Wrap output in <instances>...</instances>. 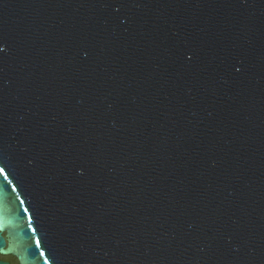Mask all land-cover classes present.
Instances as JSON below:
<instances>
[{
    "label": "water",
    "instance_id": "1",
    "mask_svg": "<svg viewBox=\"0 0 264 264\" xmlns=\"http://www.w3.org/2000/svg\"><path fill=\"white\" fill-rule=\"evenodd\" d=\"M0 255L264 264V0H0Z\"/></svg>",
    "mask_w": 264,
    "mask_h": 264
},
{
    "label": "flooded vegetation",
    "instance_id": "2",
    "mask_svg": "<svg viewBox=\"0 0 264 264\" xmlns=\"http://www.w3.org/2000/svg\"><path fill=\"white\" fill-rule=\"evenodd\" d=\"M0 261H5L10 264H20L18 259L14 255H5V256L0 255Z\"/></svg>",
    "mask_w": 264,
    "mask_h": 264
}]
</instances>
